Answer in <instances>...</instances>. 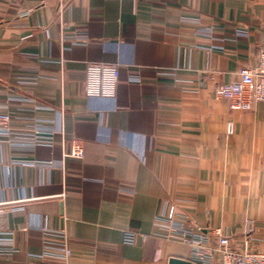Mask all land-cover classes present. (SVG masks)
Returning a JSON list of instances; mask_svg holds the SVG:
<instances>
[{
	"label": "crops",
	"instance_id": "0c3cea01",
	"mask_svg": "<svg viewBox=\"0 0 264 264\" xmlns=\"http://www.w3.org/2000/svg\"><path fill=\"white\" fill-rule=\"evenodd\" d=\"M263 35L264 0H0V111L49 136L0 141V264L191 260L154 234L165 203L264 251V103L215 96ZM90 62L119 65L114 96L84 94Z\"/></svg>",
	"mask_w": 264,
	"mask_h": 264
},
{
	"label": "built area",
	"instance_id": "2783aa9c",
	"mask_svg": "<svg viewBox=\"0 0 264 264\" xmlns=\"http://www.w3.org/2000/svg\"><path fill=\"white\" fill-rule=\"evenodd\" d=\"M25 1V0H20ZM44 4L47 0H37ZM63 1V0H62ZM27 13V12H24ZM84 94L86 96H114L120 69L117 63L90 62L85 69ZM238 78L231 82L219 83L215 87V96L228 102L232 110H249L258 103H264V35L259 45L258 60L253 66L239 69ZM13 115L9 110L0 111V141L9 140L12 135L27 134L31 131L37 143L46 144L49 141L47 133L41 129H17L12 124ZM234 121L227 122V132H234ZM83 145L74 142L71 152L72 157L83 156ZM22 205L13 209H22ZM3 211L0 208V212ZM188 218L177 211L174 204L165 203L154 221V234L176 239L191 247V261L197 264H264V251L251 248L249 238L243 240L241 246H233L231 237L220 226L205 227L188 223ZM60 237L64 244L65 236L60 233H47ZM6 238L0 234V253ZM125 242L133 243L135 234L125 232ZM67 246V245H66ZM67 253L69 248L67 247Z\"/></svg>",
	"mask_w": 264,
	"mask_h": 264
},
{
	"label": "water",
	"instance_id": "95a60500",
	"mask_svg": "<svg viewBox=\"0 0 264 264\" xmlns=\"http://www.w3.org/2000/svg\"><path fill=\"white\" fill-rule=\"evenodd\" d=\"M169 264H197V263L187 259L171 257L169 260Z\"/></svg>",
	"mask_w": 264,
	"mask_h": 264
}]
</instances>
